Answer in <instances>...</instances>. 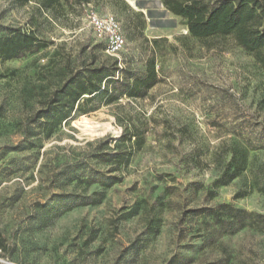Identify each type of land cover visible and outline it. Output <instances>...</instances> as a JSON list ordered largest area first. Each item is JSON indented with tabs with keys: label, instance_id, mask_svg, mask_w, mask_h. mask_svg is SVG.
Wrapping results in <instances>:
<instances>
[{
	"label": "rangeland",
	"instance_id": "rangeland-1",
	"mask_svg": "<svg viewBox=\"0 0 264 264\" xmlns=\"http://www.w3.org/2000/svg\"><path fill=\"white\" fill-rule=\"evenodd\" d=\"M128 1L0 0V36L18 28L45 45L0 57V264H264L260 220L231 234L187 215L230 204L264 217V71L232 37H192L161 0ZM90 13L118 19L122 53L106 52ZM114 64L131 81L153 69L157 83L141 99L85 95L58 127L35 121L72 75ZM132 125L139 142L120 143ZM105 142L129 163L93 160ZM234 152L246 169L216 188ZM95 192L100 205L44 210L58 195Z\"/></svg>",
	"mask_w": 264,
	"mask_h": 264
},
{
	"label": "trees",
	"instance_id": "trees-1",
	"mask_svg": "<svg viewBox=\"0 0 264 264\" xmlns=\"http://www.w3.org/2000/svg\"><path fill=\"white\" fill-rule=\"evenodd\" d=\"M49 8L60 0H36ZM165 9L171 14L186 21L192 37L206 40L213 37H232L236 44L254 57L264 71V0H161ZM5 36H0V57L13 60L24 57L28 53L41 50L45 47L40 38L32 32L18 28L5 27ZM105 47V46H104ZM117 64L112 67H95L88 71L86 76L77 73L72 75L63 86L57 89L48 103V107L39 111L35 116L36 122L44 123V127H58L66 122L81 98L88 95L89 100L100 99L114 103L120 96L127 95L131 99H141L147 96L157 83L155 70L150 69L143 77L132 81L121 79L118 76ZM105 83L104 86L102 84ZM52 134V133H51ZM140 136L126 131L119 139L120 143L139 142ZM103 149L91 155V158L104 164L118 167L126 166L129 157L118 149H109L105 142ZM246 158H238L234 152L226 165L225 172L214 186H226L240 177L246 169ZM80 180V177H76ZM117 182L103 181L102 186L108 188ZM93 181L91 184H95ZM104 192H95L90 196L61 194L56 197L51 207H44L49 214L62 216L78 206L100 205L104 200ZM209 216L215 220L221 229L234 234L255 221L264 224V217L258 213L248 212L230 204H223L216 209L201 208L188 211L187 215ZM186 215V216H187ZM7 251L5 240L0 236V253Z\"/></svg>",
	"mask_w": 264,
	"mask_h": 264
},
{
	"label": "built area",
	"instance_id": "built-area-1",
	"mask_svg": "<svg viewBox=\"0 0 264 264\" xmlns=\"http://www.w3.org/2000/svg\"><path fill=\"white\" fill-rule=\"evenodd\" d=\"M88 24L104 43L106 52L109 55L117 56L125 50L127 40L123 34L121 24L116 17L90 13Z\"/></svg>",
	"mask_w": 264,
	"mask_h": 264
},
{
	"label": "bare ground",
	"instance_id": "bare-ground-1",
	"mask_svg": "<svg viewBox=\"0 0 264 264\" xmlns=\"http://www.w3.org/2000/svg\"><path fill=\"white\" fill-rule=\"evenodd\" d=\"M127 1H128V0H127ZM128 3H129L132 7L136 8V9H139V8H138V5L135 3L134 0H129ZM161 6H162V5H161Z\"/></svg>",
	"mask_w": 264,
	"mask_h": 264
},
{
	"label": "water",
	"instance_id": "water-1",
	"mask_svg": "<svg viewBox=\"0 0 264 264\" xmlns=\"http://www.w3.org/2000/svg\"><path fill=\"white\" fill-rule=\"evenodd\" d=\"M161 5H163L162 3H160Z\"/></svg>",
	"mask_w": 264,
	"mask_h": 264
}]
</instances>
